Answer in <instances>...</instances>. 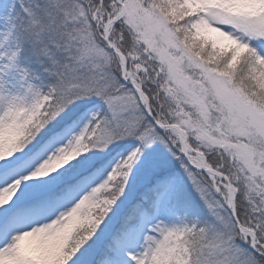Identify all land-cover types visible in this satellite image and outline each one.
<instances>
[{"label": "snow or ice", "instance_id": "snow-or-ice-1", "mask_svg": "<svg viewBox=\"0 0 264 264\" xmlns=\"http://www.w3.org/2000/svg\"><path fill=\"white\" fill-rule=\"evenodd\" d=\"M0 264H264V0H0Z\"/></svg>", "mask_w": 264, "mask_h": 264}]
</instances>
